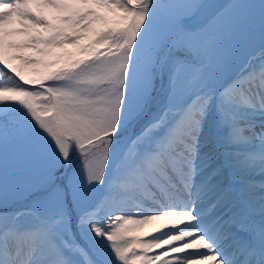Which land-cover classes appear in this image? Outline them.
Wrapping results in <instances>:
<instances>
[{"label": "snow or ice", "instance_id": "1", "mask_svg": "<svg viewBox=\"0 0 264 264\" xmlns=\"http://www.w3.org/2000/svg\"><path fill=\"white\" fill-rule=\"evenodd\" d=\"M0 264H264V0H0Z\"/></svg>", "mask_w": 264, "mask_h": 264}]
</instances>
